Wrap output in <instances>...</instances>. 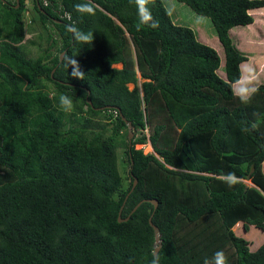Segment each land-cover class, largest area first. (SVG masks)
I'll return each mask as SVG.
<instances>
[{
	"label": "trees",
	"instance_id": "1",
	"mask_svg": "<svg viewBox=\"0 0 264 264\" xmlns=\"http://www.w3.org/2000/svg\"><path fill=\"white\" fill-rule=\"evenodd\" d=\"M175 1L211 22L216 48L174 24L163 0L148 4L160 27L139 30L129 0H91L94 15L74 9L86 0H32L29 21L27 0H0V264H151L149 219L159 264H204L217 250L228 264H264V236L250 241L252 228L264 233V84L236 95L249 58L242 32L232 36L264 0ZM69 24L93 43L74 42ZM228 172L240 182L229 187ZM142 200L158 206L130 215Z\"/></svg>",
	"mask_w": 264,
	"mask_h": 264
},
{
	"label": "rangeland",
	"instance_id": "2",
	"mask_svg": "<svg viewBox=\"0 0 264 264\" xmlns=\"http://www.w3.org/2000/svg\"><path fill=\"white\" fill-rule=\"evenodd\" d=\"M163 2L165 3V6L167 8V10L170 13L171 19L173 21L174 24L180 25V26H184V27H188L190 29H192L194 31V33L197 35L198 41L208 45V46H214L216 48V43H218L217 41V37L215 34V30L211 24V22L204 17L198 16L194 13H192L186 6L179 4L178 2H176L175 0H163ZM27 10H29L30 12L27 11V13L25 14V19L27 21H29V17L31 15L34 14V11L32 9V0H27ZM31 9V10H30ZM257 11L255 10V23L253 24V29L252 27H247L244 29L241 28H235L232 31V36L233 38H235V32H242L241 36L237 40L235 38V42L242 44L244 43L241 42L242 40H246L244 43V46L240 48L238 46V48L241 50V52H243L244 54H247V57L249 58L248 62L243 63L241 65V70H242V79L245 80V78L247 77V80L245 81L246 84H244V88H249V89H254L256 86H259L261 84H264V11ZM36 27V25H35ZM37 31L31 34H28L25 38V42L24 44L27 46V48L29 49L30 52V56L31 57H35L37 55V50L36 47L31 46L30 42H34V43H39V40L37 38V34L42 32L40 30V28L37 26ZM247 32L248 35H251L248 39L247 37H245V33ZM247 38V39H246ZM234 40V39H233ZM237 40V41H236ZM250 40V41H249ZM43 47L46 46V42H42ZM211 46V47H212ZM213 47V48H214ZM214 48V49H215ZM216 50V49H215ZM219 55L223 56V51L222 48L219 51ZM117 68H120V65L117 66ZM260 69V70H259ZM218 74L221 77H224V74L222 73L221 70L218 71ZM250 80V82H249ZM142 81H140L141 83ZM129 90L133 89V85L129 84L128 86ZM237 88V89H236ZM234 90L236 95L241 96V93L237 92L239 90H241V86L238 87L237 85H234ZM237 90V91H236ZM147 135V133H146ZM149 145V144H148ZM136 149H142L144 154H148L150 152H148L144 146L141 145H137ZM122 153L119 150V156H121ZM125 166L126 163H125ZM246 184L249 185V182H246ZM242 226L239 225L236 226L234 228V230L236 231V234L239 235V237H242L245 239L244 236H246L247 238L249 237V235H242L243 231H242ZM238 230V231H237ZM250 234H255L254 236H251L250 241L253 242V247L254 248L256 241L258 239V237L264 236V233L260 234L261 232L255 230L254 228L251 229ZM253 237H256L254 240L252 239ZM249 239V238H248Z\"/></svg>",
	"mask_w": 264,
	"mask_h": 264
},
{
	"label": "clouds",
	"instance_id": "3",
	"mask_svg": "<svg viewBox=\"0 0 264 264\" xmlns=\"http://www.w3.org/2000/svg\"><path fill=\"white\" fill-rule=\"evenodd\" d=\"M129 2L134 3L136 6L137 15H138V24H137L138 30L140 29L141 26H147L152 29H158L160 27L159 21L153 16L151 9L148 6L149 0H129ZM73 7L78 13L81 14L94 15L96 11V5H94L91 2V0H86V2L84 3H77ZM66 30L72 34L73 41L76 43H82L85 45L93 43L94 32L92 31L85 32L80 28H78L75 24L67 25ZM68 61L70 62L66 61L65 66L68 68L70 76L73 79L83 80L85 75L81 71L78 61L73 57H69ZM253 92H255V89L244 88L241 90V98L247 99L250 97V95ZM59 105L64 110H70L73 105V100L70 96L66 94H60ZM245 131H247V129H245ZM131 132H133L132 127H131ZM128 133H129V128H128ZM145 133H147L148 136L147 130H145ZM134 135L135 133L133 132V137ZM133 137L131 138V141ZM128 143L131 145V142H129V137H128ZM147 144L150 145V143ZM150 153H153V150ZM221 175L224 182L227 183L229 187H232L233 185L239 183L241 179L240 177L236 176L235 172L222 173ZM249 186H252L250 182H249ZM151 264H159L158 254H153ZM204 264H228V259L223 250H217L213 254L211 259L205 258Z\"/></svg>",
	"mask_w": 264,
	"mask_h": 264
},
{
	"label": "water",
	"instance_id": "4",
	"mask_svg": "<svg viewBox=\"0 0 264 264\" xmlns=\"http://www.w3.org/2000/svg\"><path fill=\"white\" fill-rule=\"evenodd\" d=\"M4 3H6V2L4 1ZM16 3H17L16 8H18V7H19V0H16ZM63 56H64V53H62V54L60 55V60H59L60 62H61ZM122 120L125 122V119H124V118H122ZM126 124H127L128 128H129V133H128L129 142H131V138L133 137V132H131V127H132V125H131V123H126ZM130 146H131V145L129 144V149H130ZM136 184H137V181L135 180L134 183H133V186H132V189H131L130 192L133 191V189H134V187L136 186ZM144 202H147V203H150L151 205H153L154 209H156L157 206H158V202H157L156 200H142L141 202H139V203H138V204L132 209L130 215L133 214V213L138 209V207H139L142 203H144ZM121 210H122V208L120 209L119 214H118L119 222L127 221L128 218H126V219H124V220H121V219H120V216H121ZM149 224H150V226L153 228L154 233H155V235H156V237H157V238H156V241H155V247H154L153 254H158L159 249H160V246H161V243H160V241H159V237H158V236H159V231H158V229H157V228L151 223V219H149Z\"/></svg>",
	"mask_w": 264,
	"mask_h": 264
}]
</instances>
